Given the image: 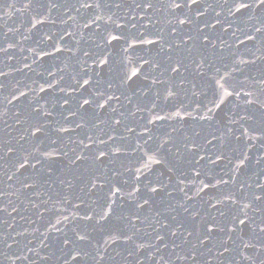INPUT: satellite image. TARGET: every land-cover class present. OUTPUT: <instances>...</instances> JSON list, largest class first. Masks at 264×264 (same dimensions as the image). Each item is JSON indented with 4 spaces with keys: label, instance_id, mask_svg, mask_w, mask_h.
Wrapping results in <instances>:
<instances>
[{
    "label": "snow or ice",
    "instance_id": "snow-or-ice-1",
    "mask_svg": "<svg viewBox=\"0 0 264 264\" xmlns=\"http://www.w3.org/2000/svg\"><path fill=\"white\" fill-rule=\"evenodd\" d=\"M223 4L229 15L247 12L256 21L243 33L245 40L236 37L235 51L233 44L223 37H214L205 31L216 30L217 25L221 31L227 32V29L220 12L215 14V23L199 19L207 16L202 0H75L71 7L77 13L80 9L95 10V15L85 21L84 28L96 25L98 31L99 22L104 21L103 44L97 47H115L113 42L123 41L133 50L138 44L152 45L150 51L156 54L138 57L146 67L129 74L125 63L131 62L128 56L113 69L115 61L109 59L110 53L85 51L83 54L95 65L91 69L94 75H99L96 67L104 70L107 66L108 70L118 71L115 88L111 81L104 82L106 88L99 87L101 81L94 80L89 69L82 67L83 75L75 80L73 91L84 89L89 94L75 98V107L68 96L57 99L50 109L37 101L29 105L30 115L25 116L23 111L14 113L19 131L5 119L7 109L0 111V119L6 126L0 129V173L9 181L15 179L20 186L11 193L0 188V245L9 250L14 244L19 245L14 238L9 242V229L15 226L13 214L36 225L32 232L42 237L38 246H29L32 245L29 240L20 254L13 253L16 259L29 262V256L24 253H35L45 264H212V261L264 264V178L260 175L264 168L253 173L255 179L262 181L260 183H254L251 178L238 179L264 161V68L258 79L252 78L253 86L247 91H242L243 81L239 85L234 83L233 75L243 72L242 66H255L257 61L264 65V0H223ZM34 6L40 9L38 16L44 18L33 17L32 27L45 23L53 9L67 7V4L63 0H46L45 3L28 0L24 8ZM157 13L165 16L167 29L157 27L161 23L155 18ZM48 22L55 24L56 20ZM7 39L5 34L4 42H0V53L10 56L9 49L14 44ZM246 41H252L251 47ZM240 44L245 45L247 58L238 51ZM225 49L229 50L227 56ZM7 75L0 70V76ZM133 77L148 82L146 90L142 91L145 99L135 104L134 111H125L121 98L128 104L133 101L121 89H127ZM198 80L209 82L215 90L213 107L205 104L193 115L196 109L182 101L172 104L175 111L161 106V103L168 105L178 100L181 94L206 95ZM48 83L50 88L54 87ZM89 85H94L91 91ZM40 91L46 90L41 87ZM241 94L243 100L236 105L237 110L228 122L222 127L214 125L215 109L228 97ZM20 96L26 97L27 93L21 91ZM13 99L19 97L13 93ZM57 108L63 123L55 117ZM145 112L147 117L139 116L144 121L139 126L140 132L125 123L127 117L136 118L137 113ZM181 112L201 124L200 130L193 128L191 134L185 131L183 125L188 120ZM172 120L176 124L168 125L170 131L159 136L154 134L155 129ZM52 124L56 125L53 130L57 133L68 134L67 143L52 140L49 147L42 150ZM121 127L123 133L118 131ZM7 128H13L18 136H12ZM78 129L83 131L82 135ZM129 133H135L138 141H143L132 149L133 153H142L137 163H143L148 157L167 170V180L159 176L148 179L144 171L148 164L143 168L124 164L114 167L122 156L128 155L130 145L124 142L129 139ZM254 148L258 151L253 159ZM149 153H152L150 157ZM57 161L63 163L62 168L54 166ZM224 161L227 162L223 166L224 173L217 175L216 169ZM125 172L132 174L130 180L123 179ZM8 187L14 188L15 184ZM94 195H98L93 202L95 207L84 199ZM10 196L16 199H4ZM29 205L36 219L24 215ZM64 205L83 210V215L77 217L73 213L70 219ZM45 213L54 214L55 223ZM76 219L83 223L65 231V222L73 223ZM38 220L45 223L38 224ZM26 232L24 229L12 235L24 236ZM96 232L100 233L99 238L93 235ZM52 233L61 235L52 236ZM42 251L46 254L42 255ZM0 254L11 259L8 252Z\"/></svg>",
    "mask_w": 264,
    "mask_h": 264
},
{
    "label": "water",
    "instance_id": "water-1",
    "mask_svg": "<svg viewBox=\"0 0 264 264\" xmlns=\"http://www.w3.org/2000/svg\"><path fill=\"white\" fill-rule=\"evenodd\" d=\"M28 2V0H0V42H4L5 34L7 35V42L13 43L14 47L9 49V55H5L0 53V70L7 73L6 77L0 76V111L7 109L8 115L5 117L7 119L8 124L15 127L18 131L20 130V126L15 125L13 115L15 112L23 111L25 116L30 115L31 109L29 105L36 104L39 101V104L44 105L47 108H51L52 103H54L57 99L68 96L70 98V103L73 107H75V98H78L81 94L88 95L89 92H86L84 89H77V91H73V87L75 86V80L80 79L82 73V67L89 69V75L94 76V80H100L101 83L99 87L106 88V84L104 82L111 81L115 88V85L118 83V71L108 70L107 66H105L104 70L96 67V72L99 73L98 76L94 75L91 71L95 65H93V60L88 56H85L83 53L88 51L89 53H97L104 52L106 55L110 53L109 59L111 61H115L112 64L113 69H117L120 61L124 56H128L130 63L125 61L127 64V68L131 72H139L142 70V67H146V65L142 64V61L137 58L140 56H155V51L152 50V45H137L136 49L133 50L128 48L123 41L116 44L113 42L115 47L108 46L106 48L97 47L98 44H103V40L101 37V33L104 32V21L99 22V30L97 31L96 25H93L91 29L84 28L83 25L89 16L95 15V10L91 9H80V12L77 13L74 9H72V4L75 0H63L67 4V7L60 9H53L50 16H47L45 23L36 24L35 27H32V24L35 23L33 17L37 19H41L44 17H39L38 12L40 9L33 8L25 9L24 5ZM36 3H45L46 0H35ZM231 2V0H229ZM204 8L207 10L206 17H200V20L207 19L212 23H215L214 17L216 12L221 13V18L224 20V28L227 29V32L221 31L220 26L217 25L216 30L211 28L205 29L212 36H220L223 37L228 43L233 44V51L236 49V37H240L241 40H245L243 33L251 29L252 24L256 23V21L250 18L249 14L245 12V14L241 15L237 13L236 15H229L227 11V6L223 4V0H202ZM211 5V7H209ZM141 15H143L141 13ZM69 17H73L74 19H69ZM160 19L161 23L157 25L159 28L167 29L169 25L167 24V20L165 16L157 13L156 17ZM154 18V19H155ZM56 20L55 24H52L48 21ZM139 19V17H138ZM66 21V23L64 22ZM123 20H120V23H123ZM203 26V25H201ZM109 27H112L111 25ZM11 29V31H9ZM144 31L143 28L140 29ZM133 32L136 29H132ZM71 33V35H69ZM235 33V36L232 35ZM27 37V39H25ZM51 37V39H49ZM152 38V37H149ZM133 43H136L133 41ZM219 43V41H217ZM247 45L251 47L252 41H246ZM53 44L56 47H53ZM5 46H7L5 44ZM56 48L63 49V51H57ZM71 51H68V49ZM127 48L128 51L124 52L123 49ZM43 49V51H42ZM228 49H225V56L228 54ZM238 51L244 54V58H247V54L245 53V45L240 44ZM49 53V54H46ZM259 55V53H257ZM86 62V63H85ZM224 62H228L225 60ZM220 63V61H218ZM30 65V67H25V65ZM244 67L243 72H236L233 75L236 77L235 84L239 85L241 81H243V89L242 91H247L253 85L250 83L253 77L257 79L260 76V71L264 68V65L257 61L255 66H242ZM54 86L52 88L49 87V83ZM223 82V81H222ZM148 82L143 81L142 79L137 80L133 77L132 81L128 82L127 89H121L125 91L126 95L131 97L133 103L128 104L127 100L121 98L122 110H135V104L140 100L145 99L142 96V91L146 90ZM198 84L204 89L206 95H201L198 97H193L191 94L184 95L181 94L178 100L170 101L168 105L161 106L167 107L168 109L175 111L172 107L173 103H180L181 101L185 105H190L191 108H195L196 110L193 112V115H197L202 109L203 105H208L209 107H213L211 101L214 99V89L209 86V82L205 80H198ZM43 87L46 91L41 92L40 88ZM89 91H91L94 85L87 86ZM257 88L261 87V85H256ZM63 88L64 91H60ZM228 91H232L231 88L227 89ZM23 91L27 93V96H20V92ZM13 93L15 96L19 97V99H13ZM11 100V103L8 101ZM243 100L242 94L240 96H231L228 97L223 104H221L220 108L215 109V120L212 122L214 125L223 126L228 122V119L232 116V113L237 110L236 105ZM219 103V99L216 100ZM67 107V105L65 106ZM60 109L57 108V112L55 114L56 119H61L58 115ZM163 114V113H162ZM103 116L104 114L101 113ZM147 117L148 113H137V117H127L125 120L126 124H131L134 128H136L137 132L141 131L140 125L144 124L143 120L139 119V116ZM181 115L188 120L187 124H184L183 127L185 131L191 134L192 129L200 130L201 124L195 123L187 117V113L181 112ZM72 119H76V117H72ZM63 123V120L61 119ZM158 124H162L163 122H157ZM176 121H168L163 127H159L154 130V134L159 136L164 131H170L168 125H175ZM70 126V125H65ZM6 126L3 124V120L0 119V129L5 128ZM56 125L52 124L49 126L48 136L44 138V143L41 145L42 150L48 148L51 144L52 140H57L59 143L60 140H63L67 143V135L66 133H57L53 129ZM103 127V125H101ZM151 127V126H149ZM6 131L10 133L12 136H18V132L14 131L13 128H7ZM118 131L123 133V127L119 128ZM77 132L82 135V130H77ZM129 139L124 143L126 145H130L128 148V155L126 157L122 156L120 160L117 161L114 167H120L121 164H124L128 167H144V164H148V168H144V171L147 173L148 179H156V177H160L161 179L167 180V170L161 165H157L151 162L148 157H145L143 163H137L138 157L142 155L141 152H132V149L135 147L136 143L139 142L143 144V141H138L135 133L127 134ZM173 135H176L175 133ZM74 138H76L74 136ZM150 145L154 146L152 141L149 142ZM146 150V148H145ZM258 149H253L252 156L253 159L257 154ZM152 153H149L150 157ZM227 162H221V167L216 169L217 175H223L224 173V165ZM251 163V162H250ZM57 169L63 167V163L57 161L54 165ZM264 168V161H261L259 166H254L251 169L247 170V176L238 177V179H253L254 183H260L261 180L255 179L253 173L254 171H258L259 169ZM151 169V170H149ZM123 170V169H122ZM14 171V170H13ZM11 174V173H9ZM139 175V173H137ZM261 177L264 178V172L260 173ZM132 174L130 172H125L123 179H131ZM119 179V178H118ZM141 179L147 183L148 180L145 177L141 176ZM0 188L7 190L8 192H15L20 186L18 183H15V179L9 181L6 176L0 173ZM199 184V180L196 181ZM15 184L14 188H9L8 185ZM210 191V189L208 190ZM192 195L193 193H189ZM100 195V194H98ZM98 195L94 196H85L84 199L88 204H92L95 207L94 201H97ZM203 195V194H202ZM12 199L15 200L16 196L4 197V199ZM23 198V197H21ZM207 199V197H205ZM78 203V201H76ZM27 204V201H25ZM63 207H67L68 211L65 213L69 215L70 219L72 218V214L78 217L83 215V210L77 211L74 207H69L64 205ZM127 207V205H125ZM84 206H82V209ZM33 210L31 206H28V211L24 213L26 217H30L31 219H36V217L32 214ZM46 216H51L53 223H55L56 216L51 213H45ZM15 217L14 224L15 226L9 229V242L14 238L19 241V245L14 244L12 249H5L3 245H0V253L8 252L11 259L5 258L4 255L0 254V264H45V262L40 261L39 257L35 256V253H24L29 256V262H23L18 260L12 254H20L23 246L28 244L29 240H32V245H39L40 237L39 233H33L32 228L36 225L29 223L27 219L21 220L18 214H13ZM11 221V217L9 218ZM38 224H43L45 221H37ZM67 227L65 231H68L69 228L75 226L76 224H82L83 222L78 219L74 220L73 223H67ZM27 229V232L24 236H15L13 237V233L17 231H24ZM41 231H44V228L41 227ZM15 235V234H14ZM52 236H60V233H52ZM97 238L100 237V233H93ZM49 242L55 243V241L50 240ZM117 247V246H113ZM46 254L42 251L41 253ZM115 255V253H113ZM78 264V262H77ZM212 264H216L215 261H212Z\"/></svg>",
    "mask_w": 264,
    "mask_h": 264
}]
</instances>
